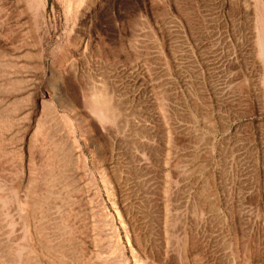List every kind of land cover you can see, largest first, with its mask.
Instances as JSON below:
<instances>
[{
  "label": "rangeland",
  "instance_id": "1",
  "mask_svg": "<svg viewBox=\"0 0 264 264\" xmlns=\"http://www.w3.org/2000/svg\"><path fill=\"white\" fill-rule=\"evenodd\" d=\"M136 257L264 264V6L0 0V264Z\"/></svg>",
  "mask_w": 264,
  "mask_h": 264
},
{
  "label": "bare ground",
  "instance_id": "2",
  "mask_svg": "<svg viewBox=\"0 0 264 264\" xmlns=\"http://www.w3.org/2000/svg\"><path fill=\"white\" fill-rule=\"evenodd\" d=\"M258 4H260L261 6H264V1L263 0H258ZM259 7V6H258ZM68 108H70V107H68ZM76 110V109H75ZM50 188V187H49ZM51 197V196H50ZM34 203H35V201H34ZM41 203V202H40ZM28 204V203H27ZM48 227V226H47ZM117 234V233H116ZM116 237V236H115ZM139 240V239H138ZM116 241V240H115ZM117 242V241H116ZM54 243V242H53ZM57 243V242H56ZM118 243V242H117ZM64 246V245H63ZM138 246V245H137ZM133 247V246H132ZM67 249V248H66ZM122 249V257H124L125 258V256H126V253H125V251H124V249L123 248H121ZM58 251V250H57ZM66 251V250H65ZM117 251V250H116ZM137 252V251H136ZM135 252V253H136ZM115 253V252H114ZM134 255V254H133ZM104 257V256H103ZM127 257V256H126ZM137 258V257H136ZM142 258V257H141ZM140 261H142V260H138V258H137V263L136 264H140ZM97 263V262H96ZM120 264V263H119ZM123 264H129L128 263V261H127V258H126V261L124 260V262H123ZM141 264H143L142 262H141ZM148 264V263H147Z\"/></svg>",
  "mask_w": 264,
  "mask_h": 264
}]
</instances>
